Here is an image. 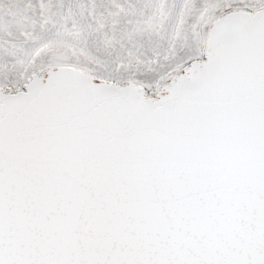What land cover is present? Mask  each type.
I'll use <instances>...</instances> for the list:
<instances>
[{"label":"snow or ice","instance_id":"obj_1","mask_svg":"<svg viewBox=\"0 0 264 264\" xmlns=\"http://www.w3.org/2000/svg\"><path fill=\"white\" fill-rule=\"evenodd\" d=\"M0 264H264V0H0Z\"/></svg>","mask_w":264,"mask_h":264}]
</instances>
